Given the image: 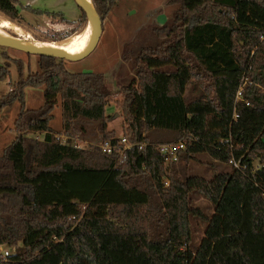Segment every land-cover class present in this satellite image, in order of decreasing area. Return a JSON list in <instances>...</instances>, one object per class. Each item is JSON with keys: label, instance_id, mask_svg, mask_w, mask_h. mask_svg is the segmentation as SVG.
<instances>
[{"label": "trees", "instance_id": "obj_1", "mask_svg": "<svg viewBox=\"0 0 264 264\" xmlns=\"http://www.w3.org/2000/svg\"><path fill=\"white\" fill-rule=\"evenodd\" d=\"M91 1L103 22L117 0ZM166 4L176 8L152 28L158 43L133 55L134 74L119 87L121 136L107 127L113 98L103 74L25 53L39 70L22 77L18 62L19 79L0 96V109L19 103L14 138L0 153V264H264V0ZM19 9L68 22L0 0V14L23 27ZM8 74L0 64V79ZM243 77L248 106L235 102ZM27 87L43 88L40 107L26 108ZM57 101L60 130L50 125ZM87 130L112 152L71 143ZM179 142L178 161L165 160L158 147ZM200 153L230 169L182 175ZM192 192L210 215L192 205ZM194 216L205 227L191 249Z\"/></svg>", "mask_w": 264, "mask_h": 264}, {"label": "rangeland", "instance_id": "obj_2", "mask_svg": "<svg viewBox=\"0 0 264 264\" xmlns=\"http://www.w3.org/2000/svg\"><path fill=\"white\" fill-rule=\"evenodd\" d=\"M62 1L59 3L60 0H38L33 4L32 0H21L24 5L31 3L32 7L36 9L61 11L69 19H77L81 15L74 0ZM175 8L176 5L166 4V0H117L102 22V30L96 46L87 56L74 62L55 57L57 61H65V68L70 72H92L104 75V88L112 93L113 98L105 111L110 116L107 127L115 130L118 136L122 135V115L116 100L120 99L119 87L129 83L134 74L131 69L133 55H136L141 47L158 43L153 36L152 28L168 22L172 18ZM19 15L23 28L30 37H20L12 31L8 32L21 39L32 41L56 42L85 25L84 23L70 25L44 15H35L23 9H19ZM0 16L6 18L1 14ZM125 54H128V58H125ZM18 62L22 70V77H25L29 71L39 70L37 56H28L24 52L0 46V64H4L9 70L8 76L0 79V96L5 94L11 85L19 79ZM25 93L26 108H38L44 103L42 87H27ZM18 111V102L0 109V153L14 138V120ZM53 115L50 125L54 130H60L62 119L59 101L53 110ZM29 135L43 138L44 133L32 132ZM60 139L65 142L68 138L61 135ZM70 141L73 145L88 148L91 145L100 144L102 138L101 134L87 130ZM229 169V165L215 162L207 154L200 153L185 166V174L182 175H199L211 178L214 173ZM190 198L192 205L200 207L204 214L212 213L210 203L203 196L192 192ZM190 222L192 237L189 244L190 248L194 249L203 234L205 222L197 216L192 217Z\"/></svg>", "mask_w": 264, "mask_h": 264}, {"label": "bare ground", "instance_id": "obj_3", "mask_svg": "<svg viewBox=\"0 0 264 264\" xmlns=\"http://www.w3.org/2000/svg\"><path fill=\"white\" fill-rule=\"evenodd\" d=\"M85 1L90 7H92L91 0ZM94 28L95 25L93 24V22L89 21L80 29L72 32L69 35H66L59 41H32L29 39L20 38L24 36L30 37L28 32L22 26L17 25L13 21L0 16V38L38 49L60 50L71 57L80 55L85 51V49H87L89 43L92 40ZM8 31H12L14 32V34L16 33L18 34L17 36L20 37L14 36Z\"/></svg>", "mask_w": 264, "mask_h": 264}, {"label": "water", "instance_id": "obj_4", "mask_svg": "<svg viewBox=\"0 0 264 264\" xmlns=\"http://www.w3.org/2000/svg\"><path fill=\"white\" fill-rule=\"evenodd\" d=\"M74 2L84 12L85 17H86V23L91 21L95 25L92 40L89 43L87 49H85V51L81 53L80 55L71 57L60 50L38 49L34 47L25 46V45H22L14 41H8L2 38H0V46L18 50V51L28 53V54H36V55L48 56V57H59V58H63L66 61H70V62L81 60L82 58L87 56L96 46L99 36L101 34V30H102V20L100 16L98 15V13L96 12L93 4H91L92 7H90L85 0H74Z\"/></svg>", "mask_w": 264, "mask_h": 264}, {"label": "built area", "instance_id": "obj_5", "mask_svg": "<svg viewBox=\"0 0 264 264\" xmlns=\"http://www.w3.org/2000/svg\"><path fill=\"white\" fill-rule=\"evenodd\" d=\"M262 38V37H261ZM248 78L243 77L241 84L239 85L236 94H235V102H242L246 106L249 105V101L246 100L243 96L245 85L248 83ZM233 117L236 118L237 114L236 112L233 114ZM121 143H125L124 148H129L130 145L126 143V140L124 138L121 139ZM101 150L106 153L112 152V146L108 142H102L100 143ZM184 149V144L182 142L176 143V144H162L158 147V150L161 154L165 156V160L167 161H178V152ZM230 164L234 165L235 167H238V162L231 159L229 161ZM8 250H3L4 255H8Z\"/></svg>", "mask_w": 264, "mask_h": 264}, {"label": "flooded vegetation", "instance_id": "obj_6", "mask_svg": "<svg viewBox=\"0 0 264 264\" xmlns=\"http://www.w3.org/2000/svg\"><path fill=\"white\" fill-rule=\"evenodd\" d=\"M20 1H21V0H20ZM36 1L38 2V0H32V3H33V4H35L34 2H36ZM61 2H63V1H62V0H60V2H59V3H61ZM33 4H31V3H30V4H26V5H29V6H31V7H32V6H33ZM23 5H24V4H23ZM33 8H34V7H33ZM41 10H42V9H41ZM49 11H50V10H49ZM55 12H61V11H55ZM61 13H62V12H61ZM62 14H63V13H62ZM35 15H37V14H35ZM42 15L46 16L45 14H42ZM63 15H64V14H63ZM39 16H40V15H39ZM47 17H49V18H51V19H53V20H54V19H58V21H61V20H60V17H53V18H52V17H50V16H47ZM64 17L67 19V21H68V22H63V21H61V22H63V23H69L70 25H74V24H76V23H77V21H76V20H77L78 18H77V19H76V18L69 19V18H68L66 15H64Z\"/></svg>", "mask_w": 264, "mask_h": 264}]
</instances>
